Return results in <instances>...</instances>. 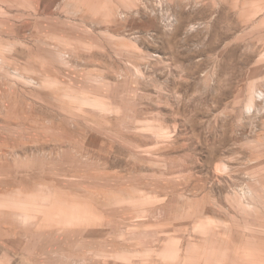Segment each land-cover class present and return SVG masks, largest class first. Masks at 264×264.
<instances>
[{
	"label": "rangeland",
	"instance_id": "obj_1",
	"mask_svg": "<svg viewBox=\"0 0 264 264\" xmlns=\"http://www.w3.org/2000/svg\"><path fill=\"white\" fill-rule=\"evenodd\" d=\"M0 264H264V0H0Z\"/></svg>",
	"mask_w": 264,
	"mask_h": 264
}]
</instances>
